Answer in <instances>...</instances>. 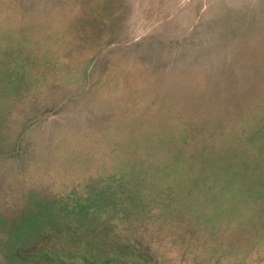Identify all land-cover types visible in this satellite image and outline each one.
Masks as SVG:
<instances>
[{"label": "rangeland", "instance_id": "1", "mask_svg": "<svg viewBox=\"0 0 264 264\" xmlns=\"http://www.w3.org/2000/svg\"><path fill=\"white\" fill-rule=\"evenodd\" d=\"M91 1L99 36L74 53L85 3L0 0V53L37 77L0 161V264H264V0ZM121 177L124 253L44 242L47 201ZM139 241L144 257L122 248Z\"/></svg>", "mask_w": 264, "mask_h": 264}, {"label": "trees", "instance_id": "2", "mask_svg": "<svg viewBox=\"0 0 264 264\" xmlns=\"http://www.w3.org/2000/svg\"><path fill=\"white\" fill-rule=\"evenodd\" d=\"M79 1L80 5L85 3L80 17L85 20L84 26L91 28L81 37V41L76 43L77 49L74 53H78L79 49L87 47L88 43H90L89 41L95 40L99 34H94V31L100 29L98 26L100 23L98 15L101 12L99 3L89 0L90 10L88 11L85 9L86 0ZM19 53L14 48L1 50L0 53V161L4 158H12L15 149L18 147V143H20L18 142L19 139H15L13 135L16 132L14 127L17 124L14 122L12 115L17 114L16 107L19 106V103H17L19 101L18 97L26 92L27 83L37 78L31 70V66L26 67L25 64L17 62V59L21 55ZM28 57L26 56L24 59L28 61ZM10 116H12L11 120ZM122 180L124 178L121 177L101 186L93 183L88 187L87 195L75 197L71 203L68 201L62 202L60 199L54 198L47 201L42 206V210H40L42 212L41 220L38 223L39 227H36L41 238L44 237V242L46 243L47 239L55 236L58 239H65L70 244L69 246H71L68 249L84 246L83 248H86L87 251V245H79L78 243L81 242L80 240L83 237H90L91 239L99 240V247L103 243V247L106 246L105 248L114 250L117 255L124 253V251H119V245L122 244V240L120 232L117 230V224L120 220L128 221V218L133 213L128 207V203L129 199L130 201L132 200L134 192H132L133 187L125 182L122 183ZM56 204H60L61 208L64 207V209L68 210L67 215L59 219L58 223H56L57 219H54L56 216H53ZM141 206L142 208L144 207V205ZM34 207L36 208V206ZM28 211L29 209L26 208L18 213L20 221H17V218H15L17 225H20L24 220L30 219ZM15 221H12L11 224H14ZM35 223L37 224V222ZM138 244V248L136 246L134 248L132 244L125 242V246H122V248L126 251L128 248L134 255H142V252L139 250L141 248L140 241ZM14 247L12 253L9 254L10 257L14 259H17L15 257L19 259L22 256L25 257L18 250L16 244ZM142 256L144 257L145 255ZM84 261L86 262L83 264L93 262L87 261L86 258Z\"/></svg>", "mask_w": 264, "mask_h": 264}]
</instances>
